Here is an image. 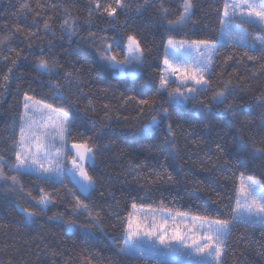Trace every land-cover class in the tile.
Listing matches in <instances>:
<instances>
[{
	"label": "trees",
	"instance_id": "obj_1",
	"mask_svg": "<svg viewBox=\"0 0 264 264\" xmlns=\"http://www.w3.org/2000/svg\"><path fill=\"white\" fill-rule=\"evenodd\" d=\"M192 2L191 20L169 29L182 0H124L126 6L114 18L92 10L93 0H0L4 172L16 175L9 169L27 93L68 114L69 143L87 139L95 146L90 171L96 178L86 200L95 220L75 207L79 193L68 175L63 187L27 175L17 176L16 184L5 180L0 185V264H157L119 250L132 203L159 208L163 201L173 212L228 217L242 173L264 185V49L259 43L246 50L219 42L207 91L195 101L169 106L167 94L156 95L169 37L188 42L220 38L223 0ZM129 34L140 39L144 61L137 76H117L101 52L107 44L115 49ZM41 58L53 75L37 69ZM56 83L62 96L51 87ZM220 91L227 94L224 104L214 99ZM140 99L154 101L156 111ZM153 116L160 121L156 126ZM40 188L54 200L44 211L37 204ZM20 208L35 211L32 222ZM221 264H264V229L233 227Z\"/></svg>",
	"mask_w": 264,
	"mask_h": 264
},
{
	"label": "snow or ice",
	"instance_id": "obj_2",
	"mask_svg": "<svg viewBox=\"0 0 264 264\" xmlns=\"http://www.w3.org/2000/svg\"><path fill=\"white\" fill-rule=\"evenodd\" d=\"M125 6L124 0H105L103 3L101 0H93L92 10L114 18L117 11ZM22 7L29 6L25 4ZM193 7L192 0H182L178 18L168 21L169 29L191 20ZM164 11L166 13L167 9ZM219 11L221 38H226L227 43L234 47L255 50L256 43H259L261 49H264V0H223ZM44 27L48 29L49 25L45 23ZM249 28L259 29L261 34L250 36ZM219 42L208 39L186 42L169 37L161 58L156 95L167 94L169 106L195 101L197 97L204 95ZM193 52L197 54L195 57ZM248 58L251 60L255 57ZM101 59L121 76L135 77L144 61V48L135 34H129L115 49L113 44H107L102 49ZM37 69L42 73L54 74L48 61L43 58L37 64ZM51 87L57 95H63L58 83ZM214 99L220 104L226 103V91L217 92ZM23 101L20 136L14 148L15 163L9 169L16 175L5 174L3 158H0V180H11L16 184L17 176L27 175L38 181L63 187L65 176L70 175L79 193V196L74 194L75 207L95 220L96 217L92 216L86 202L96 185V178L90 171L95 165V146L87 139L69 143L71 121L66 112L27 93L24 94ZM139 103L156 111L154 101L140 99ZM161 107L163 113L168 115V108ZM159 123L153 116L152 126ZM168 133L172 135L171 124L168 125ZM235 193V207L228 217L211 218L207 214L190 217L186 212H173L172 209L165 208L163 201L157 209L138 207L136 203H132V210L127 213L122 224L125 243L119 249L120 252L129 258L151 256L157 258V264L160 257H179L187 260L188 264H221L233 227L260 225L264 229V185L251 176L245 178L242 173ZM81 196L85 199L82 200ZM53 202L51 194L40 188L37 198L39 210L44 211ZM21 210L26 214V220L31 222L35 211L27 208ZM68 227L71 229V222ZM8 264L12 262L9 261Z\"/></svg>",
	"mask_w": 264,
	"mask_h": 264
},
{
	"label": "rangeland",
	"instance_id": "obj_3",
	"mask_svg": "<svg viewBox=\"0 0 264 264\" xmlns=\"http://www.w3.org/2000/svg\"><path fill=\"white\" fill-rule=\"evenodd\" d=\"M177 41H180V40H177ZM219 41L220 42H227V40H226V38H221V35H220V38H219ZM186 42H188V41H186ZM192 55H193V57H195L197 54L195 53V52H193L192 53ZM131 67V66H130ZM141 67V66H140ZM140 67L138 68V70H137V75L139 74V72H140ZM211 68H212V66H211ZM116 75L117 76H121L118 72H116ZM136 75V76H137ZM130 77H132V76H130ZM24 103V102H23ZM23 111H24V109H23ZM23 111H22V114H23ZM21 114V115H22ZM18 124H19V130H20V125H21V120L19 119V122H18ZM20 132V131H19ZM19 136H20V134H19ZM19 140V139H18ZM3 167V166H2ZM69 167H70V165H69ZM6 174V173H5ZM71 179H72V177L70 176V175H68ZM248 176H245V178H247ZM253 179H255L259 184H261V182L257 179V178H254L253 177ZM73 181V180H72ZM3 182H5V180H0V185H3ZM262 185V184H261ZM144 208H148V207H144ZM21 209H23V208H20V210ZM153 209H157V208H153ZM21 212L22 213H24L22 210H21ZM24 215H25V219H26V214L24 213ZM189 215V214H188ZM190 217L192 216V215H189ZM32 219H33V217H32ZM32 219H31V222H32ZM27 221V220H26ZM28 222V221H27ZM28 223H30V222H28ZM255 227H261L260 225H256ZM262 228V227H261ZM148 258H153V257H151V256H148ZM222 258H223V255H222V257H221V263H222ZM153 259H156L157 260V258H153ZM159 260H162V261H168V262H176V263H181V264H188V261L187 260H185V259H183V258H179V257H160V258H158Z\"/></svg>",
	"mask_w": 264,
	"mask_h": 264
}]
</instances>
